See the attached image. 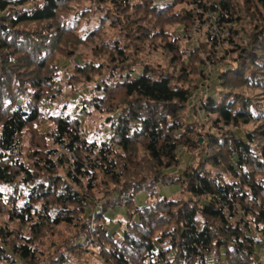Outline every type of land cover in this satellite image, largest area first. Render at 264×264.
I'll list each match as a JSON object with an SVG mask.
<instances>
[{"label":"trees","instance_id":"obj_1","mask_svg":"<svg viewBox=\"0 0 264 264\" xmlns=\"http://www.w3.org/2000/svg\"><path fill=\"white\" fill-rule=\"evenodd\" d=\"M82 1L0 0V264H263L264 0H89L98 20ZM208 13L225 35L186 53L172 31L191 40ZM81 46L63 79L71 96L96 82L75 110L102 116L101 145L52 109Z\"/></svg>","mask_w":264,"mask_h":264},{"label":"rangeland","instance_id":"obj_2","mask_svg":"<svg viewBox=\"0 0 264 264\" xmlns=\"http://www.w3.org/2000/svg\"><path fill=\"white\" fill-rule=\"evenodd\" d=\"M199 1V0H198ZM77 3V2H76ZM73 3L71 5H73L72 7H74L75 5L77 6V9L81 12L84 8H90V10L92 12H94L95 15L91 16L92 19L94 20H98V18H100V13L98 12V10H96L97 4L93 1H89V0H84L82 2H78V4ZM84 6V8H83ZM75 8V7H74ZM188 10H193L194 13L197 14V7L196 6H190L187 8ZM196 9V10H194ZM76 11V10H75ZM208 15V14H206ZM204 16L205 22L201 25V27L199 25H197V28L195 27L192 32H191V40H186L184 39V28L183 26H177L175 27L174 31H172V35L174 38L177 39H181V42L183 43V51H185L186 53H192L195 48H199V45L202 43H204L205 41V37L207 36H212L209 34V30L211 27V23L209 21V19H207V16ZM88 19L86 20H82L80 26H79V30L83 31V29H86V25L87 24ZM229 26L227 27V29L229 30ZM199 30V31H198ZM80 31H78L80 33ZM106 31V30H105ZM205 36V37H204ZM222 38V37H220ZM204 39V40H203ZM225 48V47H224ZM224 48H221L222 50ZM226 48L228 49V47L226 46ZM90 48H86L85 46H81L79 51H77V53L69 58H62L60 59L59 63H58V69L61 71V77H62V81H60L61 83L58 84V86L61 89V97H60V101L56 104V106H53L52 109H55L56 112L61 113L65 116H70L72 115V117H75L76 119H78L80 121V129H83L84 132V138L87 140V142H91V143H96L97 145H101L102 142H106L107 140H109L111 138V134L109 133V131L102 125V116H100L98 114V112L90 110V113L87 116H84V114H82L79 110H75L77 105L81 102L82 99H88L91 95V93L93 91L96 90V82L92 81L89 83H84V87L82 88V90L74 96H71L70 94V90L67 86L66 80L63 79L66 78V73H71L73 72V68L74 65L76 63H83L84 61L87 60L86 56L89 53ZM188 51V52H187ZM85 59V60H84ZM147 59L149 61H152L154 68H156L157 63H161L164 67L165 62L167 61V58L165 57V55L163 54V51L159 50V51H155L154 54L151 55V57H147ZM168 66V65H167ZM210 66V65H209ZM209 66H205L204 67V73L206 75V77H200L198 78V86H202V88L200 89L201 92H198L197 95H199L196 98V101L194 100L193 104L195 105L194 110H196V112L200 111L199 108V104H197L199 102V97L204 96L205 98H208L210 95H214V90L216 89V79H217V71L214 70L213 68H210ZM209 75V76H208ZM64 105L67 107L65 108ZM193 112V111H192ZM50 125V124H49ZM60 152H64L62 150V147H60ZM69 160L71 162V159L69 157ZM84 162H88V160H84ZM186 160L182 159L181 161V169H184L186 167ZM192 165V164H191ZM180 169V170H181ZM176 171V170H175ZM180 174V172H179ZM84 184H86V182H83ZM165 188L168 187H161V191L160 188H158V193L159 194H163L165 190ZM172 188H175L174 186ZM2 191H5V189H1ZM178 189L175 188L174 192H172L168 198H176L178 195ZM166 194V193H165ZM138 200V199H136ZM139 201V200H138ZM10 208V207H8ZM113 210V209H112ZM117 212H114L113 215H111L112 220L111 223H115V220L120 219L119 217L122 216V209H118L116 210ZM3 220H6V218H0V225L3 224ZM26 233V232H25ZM120 234V232H119ZM115 238L118 240L119 236L118 234L115 235ZM81 243L84 242V240L80 241ZM261 246V247H260ZM259 248L264 249V243L262 242L261 245H258ZM257 252V251H256ZM260 260L262 261V258L259 256ZM264 262V261H263ZM87 264H101V262L97 259V258H91Z\"/></svg>","mask_w":264,"mask_h":264},{"label":"built area","instance_id":"obj_3","mask_svg":"<svg viewBox=\"0 0 264 264\" xmlns=\"http://www.w3.org/2000/svg\"><path fill=\"white\" fill-rule=\"evenodd\" d=\"M211 23V27H210V30H209V34L212 35V36H216V37H222L225 35V34H220L219 31H218V20L216 18V15L214 13H208V15H206ZM79 137H80V140L83 138V132L82 130L79 129ZM63 151H66V153L69 155L70 159H71V164L74 166L75 164V161H76V158L74 156V153H72L71 151H68V150H65L63 149ZM85 159H83V162H84ZM97 161H95V159L91 162V164H96ZM85 165H87L88 163H84ZM86 167V166H85ZM74 170V168L72 169V171ZM72 175L74 177V172H72ZM226 209V208H225ZM228 217L231 218H241L240 215L238 213H234L233 215L231 214L230 210L229 209H226V213H225ZM262 264V263H261ZM264 264V262H263Z\"/></svg>","mask_w":264,"mask_h":264},{"label":"crops","instance_id":"obj_4","mask_svg":"<svg viewBox=\"0 0 264 264\" xmlns=\"http://www.w3.org/2000/svg\"><path fill=\"white\" fill-rule=\"evenodd\" d=\"M185 159V158H183ZM186 159H188V157L186 156ZM175 188H165L164 192L161 196H164V197H168L172 192H174ZM166 193V194H165ZM145 196L144 195H141L140 198H138V200H136L137 204L138 205H143L144 203V200H145ZM261 247V246H260ZM256 256H257V259H260L259 256L262 258V262L264 261V249H261L259 247H257L256 249Z\"/></svg>","mask_w":264,"mask_h":264}]
</instances>
